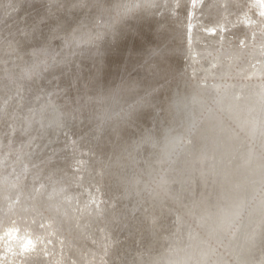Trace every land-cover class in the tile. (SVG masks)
Returning a JSON list of instances; mask_svg holds the SVG:
<instances>
[{"label":"rangeland","instance_id":"rangeland-1","mask_svg":"<svg viewBox=\"0 0 264 264\" xmlns=\"http://www.w3.org/2000/svg\"><path fill=\"white\" fill-rule=\"evenodd\" d=\"M0 264H264V0H0Z\"/></svg>","mask_w":264,"mask_h":264},{"label":"bare ground","instance_id":"bare-ground-1","mask_svg":"<svg viewBox=\"0 0 264 264\" xmlns=\"http://www.w3.org/2000/svg\"><path fill=\"white\" fill-rule=\"evenodd\" d=\"M29 248V246H28V243H26L24 246L22 245V250H26V249H28Z\"/></svg>","mask_w":264,"mask_h":264}]
</instances>
